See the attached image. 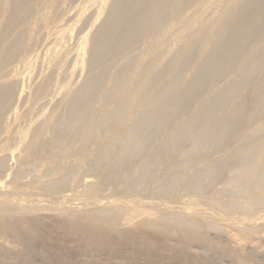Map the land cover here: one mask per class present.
Returning <instances> with one entry per match:
<instances>
[{
	"label": "rangeland",
	"instance_id": "374dc122",
	"mask_svg": "<svg viewBox=\"0 0 264 264\" xmlns=\"http://www.w3.org/2000/svg\"><path fill=\"white\" fill-rule=\"evenodd\" d=\"M111 1L76 0L67 20L61 14L73 0H30L13 16L0 11V87H9L0 93V264H264V86L256 87L264 76L263 37L241 44L215 91L237 76L241 57L262 51L251 85L247 80L200 121L207 127L231 119L224 132L201 146H193L192 131L174 137L204 109L206 86L191 85L204 59L203 27L219 25L243 0H199L192 19L186 5L180 21L157 30L163 52L149 76L175 57L184 68L157 79V89L170 88L154 128L130 151L119 141L133 124L134 92L145 87L138 85L142 69L154 59L143 54L147 38L107 66L99 97L87 99L82 112L88 133L63 101L66 88L96 73L87 38ZM39 26L52 38L41 42ZM181 46L192 55L176 54ZM128 59L135 70L118 88L115 73Z\"/></svg>",
	"mask_w": 264,
	"mask_h": 264
},
{
	"label": "bare ground",
	"instance_id": "6f19581e",
	"mask_svg": "<svg viewBox=\"0 0 264 264\" xmlns=\"http://www.w3.org/2000/svg\"><path fill=\"white\" fill-rule=\"evenodd\" d=\"M29 1L0 0V11L7 9L10 11V15L13 16L23 11ZM75 1L73 0L74 3L69 9L63 10V12H66V16L61 14L63 20H67V14L74 11L75 6H78ZM198 1L112 0L109 3L106 19L87 38L90 41L88 63L96 69V73L85 79L77 89L66 88L64 90L63 101L67 106V114L72 116L81 128L86 127L88 133L87 124L82 119V112L86 109L87 99L91 100L99 97L98 89L106 74L107 66H112L115 62L123 60L130 52L132 45L142 42V38H147L143 54L152 52L154 59L146 61L142 69L138 85L140 84L145 87L139 88L134 92L137 104L129 114L133 124L124 131L119 141L123 151H130L138 146L140 137L143 134H148L154 128L155 125H152L161 109V97L170 88L166 86L164 89H157V79L162 77L165 71L171 70L179 73L184 68V63L179 62L177 57H175L165 67L149 76L157 66V62L163 52L160 45L161 39H159L161 34H157V30L160 27H172L180 21L182 17L180 15L181 10L186 5L189 7L188 11H191L188 18L192 19L197 14V7L199 5L193 3ZM168 20L170 22L167 25L165 21ZM259 24L263 29L258 33L256 27ZM41 30V42L52 38L53 32L50 28L46 29L43 26H39L38 33ZM202 31H206L208 35L205 41L206 44L203 45L204 59L200 63H197L198 65L196 64L198 73L191 81V85L197 88L206 86L203 90L204 94L207 93L206 99L199 105L204 109L202 111L201 109L195 111L190 115V117H194L196 120L195 123L192 124V121L188 120L174 133V137L178 138L181 131L194 132L196 142L193 146H201L211 136L214 137L216 134L220 135L224 132L231 119H228L224 123L211 121L207 127H202L200 121L203 119V116L213 113L216 109L222 110L237 88L247 82L249 75L251 76L254 72V67L263 58L262 51L249 52L244 58L241 57L242 61L238 67L237 76L222 85L218 91H215V87L221 80L234 69V63L232 62L240 56L241 44L248 41L251 37H253L251 39L263 37L261 42H264V0H243V4L239 8H232L226 12L219 25L214 22L209 26L203 27ZM173 32L174 35H178L179 28ZM172 33L171 35H173ZM249 47L250 45L245 49L247 50ZM187 49V46H181L176 51V54L189 52L190 50ZM191 55L192 51L187 54L188 57ZM134 61L130 59L126 60L124 67L115 73L114 80H116L118 88L126 86L130 74L135 70L134 67L137 64ZM142 76L144 77L142 78ZM249 83L251 85L252 82ZM259 86H264V76L256 87L258 88ZM3 90L6 93L9 91V87L7 85L0 87V93H4ZM212 90L215 92L211 93L210 91ZM185 93L186 91L183 94L180 93L179 97L182 98ZM61 140H63V137H60L58 141ZM239 166H247L246 156L240 159Z\"/></svg>",
	"mask_w": 264,
	"mask_h": 264
}]
</instances>
